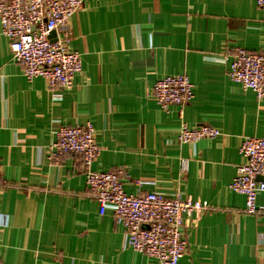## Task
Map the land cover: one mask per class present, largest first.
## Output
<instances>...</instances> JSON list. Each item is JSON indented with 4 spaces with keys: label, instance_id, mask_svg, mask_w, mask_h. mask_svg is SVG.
Instances as JSON below:
<instances>
[{
    "label": "crops",
    "instance_id": "1",
    "mask_svg": "<svg viewBox=\"0 0 264 264\" xmlns=\"http://www.w3.org/2000/svg\"><path fill=\"white\" fill-rule=\"evenodd\" d=\"M67 30L82 59L71 87L29 80L0 23V264H157L127 242L93 196L78 154L50 158L62 126L92 122L102 150L91 169L124 167L130 194L200 199L186 215L180 264H264L260 211L230 188L246 137L264 136V97L229 76L228 49L264 51V7L255 0H85ZM187 74L192 100L167 109L152 98L167 75ZM183 123L221 130L183 143ZM187 160V170L182 162ZM264 181V179H259Z\"/></svg>",
    "mask_w": 264,
    "mask_h": 264
},
{
    "label": "built area",
    "instance_id": "2",
    "mask_svg": "<svg viewBox=\"0 0 264 264\" xmlns=\"http://www.w3.org/2000/svg\"><path fill=\"white\" fill-rule=\"evenodd\" d=\"M264 7V0H255ZM85 0H0L2 34L7 36L15 59L23 66L29 79L43 77L51 88L71 87L82 72L81 55L70 49L71 33L68 23L83 8ZM56 37L51 38V32ZM229 76L244 89L264 97V51L249 52L244 48L228 49ZM193 83L187 74L167 75L159 79L151 96L164 109L171 105L184 107L193 98ZM221 130L204 123L190 127L183 123L179 139L191 143L203 138L215 139ZM102 148L92 122L79 126H62L50 145V158L60 160L65 154H78L86 167L87 184L99 203L100 213L112 208L117 223L123 225L127 242L134 250L145 253L157 264H180L188 248L183 234L186 215L200 214L205 209L200 199L174 196L152 191L130 194L124 184L130 178L124 167L96 171L92 163ZM245 162L237 166L230 188L246 198L245 211L256 214L258 194L264 191V136L246 137L240 145ZM187 170L188 162H182ZM7 186L0 178V188Z\"/></svg>",
    "mask_w": 264,
    "mask_h": 264
},
{
    "label": "water",
    "instance_id": "3",
    "mask_svg": "<svg viewBox=\"0 0 264 264\" xmlns=\"http://www.w3.org/2000/svg\"><path fill=\"white\" fill-rule=\"evenodd\" d=\"M50 37L55 38L56 37V31H52ZM258 179H264V176H259Z\"/></svg>",
    "mask_w": 264,
    "mask_h": 264
}]
</instances>
